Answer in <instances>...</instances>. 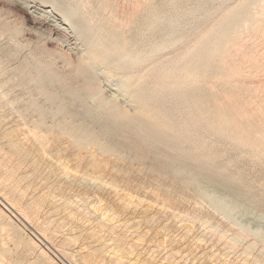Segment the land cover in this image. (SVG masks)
I'll return each instance as SVG.
<instances>
[{"label": "rangeland", "instance_id": "1", "mask_svg": "<svg viewBox=\"0 0 264 264\" xmlns=\"http://www.w3.org/2000/svg\"><path fill=\"white\" fill-rule=\"evenodd\" d=\"M78 1L80 2L78 3ZM82 2L83 0H0V97L2 95L0 98V159L2 158L0 160V201H3V205L0 202V257L2 263L84 264L85 262V264H90L92 262V264H116L113 258L106 255L105 250L107 251V249L103 251L104 247L81 236L82 228H79L76 223L67 220L62 222L64 219L62 220V214L58 210L64 208L68 210L71 205L68 204L69 206L66 208L60 199L67 198L69 200L77 197L76 199L80 201V196H84L90 201H99L101 205L109 204L110 209L123 214L124 218L128 213L126 223L128 226L133 224L134 227L131 226L127 229L132 230L127 232L128 237H123V234L121 236L124 238L123 240L130 241V244L126 241V247L121 248L120 245L119 248L121 251H127L128 247L131 253L128 257L130 259L134 257L132 259L134 262L137 257L139 264H198V262L200 264H217V260H219L218 264H224L225 257H227L225 260L228 264H243L244 260V264H263L264 221H262V227L260 226L261 229L259 227L260 231L257 230L253 234L244 231L233 220L227 219L221 211L215 207L214 209L209 200L203 197L195 183L201 181L203 189H216L217 186L218 191L224 189L222 188L224 184V187L227 186L226 190L230 189L228 193L238 196L242 205L248 206L247 202H251L249 206L252 205L255 209L254 213L260 211L264 214V137L262 139L264 136L262 133L264 132L262 130L264 129V23L256 22L258 20L264 22V0H144V4H140V0L138 3L136 0H87L88 3L85 5L84 2L83 4L88 6L89 10L82 6ZM124 2L125 4H123ZM137 4L140 5L137 6ZM136 6L138 9L135 8ZM49 8L54 9L53 15L62 19L63 23H56L55 18L48 13ZM85 9L86 11H84ZM90 9L93 12L92 17H90ZM67 10L71 15L69 19L64 15ZM132 12L133 14H130ZM114 13L120 14L121 18L127 20L128 23L122 25L124 28L120 26V29L118 27L112 30L108 17ZM257 13L258 17L255 18ZM88 16L91 20L88 19ZM123 35L129 38L126 39ZM233 35H240L241 38L237 36V40V38H232ZM122 38L124 43H121L123 42ZM230 38L233 39V42ZM238 48L240 50L236 55L235 49L238 51ZM244 61L247 63L245 64ZM244 66L246 69L243 68ZM234 73H236L235 77ZM7 90L9 91L7 92ZM236 98L238 99L236 100ZM244 98L245 101H242ZM218 101L225 102V108L220 107ZM230 105L234 106V110L229 107ZM246 106L247 108H245ZM258 108L260 109L258 110ZM239 110L241 113L238 114ZM226 112L230 113L226 114ZM22 117L24 118L22 119ZM223 118L227 121L223 122ZM17 119L20 121L18 122ZM23 125L25 126L23 127ZM105 128L107 130L111 128L109 133L106 131V135L103 130ZM24 129L41 135L45 133L44 136L56 135L55 133L59 132L63 139L66 138L68 141L70 139V141L68 143L66 140L64 143L68 144L63 143L64 146L61 144L62 148L57 147V150L55 147L51 148L50 155L51 153L56 155L54 156L56 159H60L70 168L73 167L72 169L76 170L79 175L83 172V175L89 174L90 177L94 175L96 163L102 160L108 162L107 166L104 162L100 163L102 165H97L99 169L96 167L98 175H96V170L95 177L97 176L105 182L108 181L109 184L117 183L120 185V187L117 186V189L123 188V191L129 193L133 191L134 194L140 196L142 193L144 194L143 199L145 198L147 201L161 204L166 202L164 205L168 209L175 211L176 208L178 222L181 221V223L176 221V216L173 217L155 209V213L153 209L152 212L151 209H145L144 211L147 210L148 213L145 215L143 211L142 215L145 216L143 215L142 219L140 217L142 201L131 203L132 206L130 205V208L123 212L118 201L116 202L119 193L107 192L100 186V188L96 187V184L93 185L88 176L81 175V179L77 177L67 179L69 177H65L60 169L51 167V165L49 167V164L45 162V164L43 162L40 164L42 168L39 170L41 166L38 163L37 165L31 164L33 161L31 163L30 161L35 159L37 149L40 152L43 147L35 144V141L34 147L31 145L33 141L26 143L19 141ZM100 129L104 132L102 135ZM8 133L10 134L8 135ZM13 133L17 135L16 137L13 135L15 138L12 137ZM239 134L244 136L242 140H238ZM109 136H115L116 143L121 145L116 144L117 147L115 143L113 145L115 139L112 141L108 138ZM108 141L111 143L109 144ZM29 145L32 147L28 148ZM36 145L37 149L34 155ZM25 147L30 150V153H28L29 150L23 151L26 150ZM115 147L116 149H113ZM32 149L33 154H31ZM76 150L77 153H74ZM89 150L97 155V162H94V160L96 161L93 158L95 155L90 153L91 158L88 157ZM114 150L116 154L113 153ZM78 152L81 157L86 155L84 160L82 157L84 165H82L83 161H78L81 160ZM30 154L34 155V159ZM5 157L6 160L9 159V161L7 160L9 167L17 169V179L13 175L11 176V171H6L4 168V166L8 168L7 164L3 163ZM34 161L36 163V160ZM88 164L90 166L94 164V166L90 169ZM110 164L112 166L114 164L115 167ZM104 165L106 166L105 176ZM108 165L111 166L113 172L108 170L110 167ZM6 172L11 176L9 179H7L9 176L6 177ZM201 174L204 175V179L207 178V181H203ZM205 182L206 187H203ZM14 183L15 186H13ZM19 184H21L20 187ZM79 184L80 188H78ZM146 186L147 188H145ZM14 187H18L17 191L14 190ZM152 189V193H149ZM122 190L119 189V191ZM146 192L147 194H145ZM42 193L44 195L54 193L55 199L58 198L55 207H59L57 203H61L62 206L60 204V208L51 209L47 205V207L40 205L38 199L43 195ZM22 195L27 197L23 198ZM148 195H152L150 196L152 198L150 199ZM160 200H165V202L162 203ZM8 201L13 205L18 203L14 206H19V209L17 207L14 209L4 208ZM138 204L139 206L141 204L140 208H135L139 207ZM84 205L74 208H79V217L83 219L85 217L90 223L89 225L97 227L96 216L91 213L90 209L88 212V205L81 207ZM22 206L25 207L24 211H21ZM132 208L139 213L137 214ZM192 208L194 211L191 215ZM133 210L134 213H132ZM195 210H197V214ZM15 211L21 212L24 217L27 215V222ZM179 211L181 215L184 214L183 219L180 218L182 216ZM162 213L166 214V219ZM133 214L137 216L134 217ZM193 214L196 215L195 219ZM203 214L204 219L202 220L201 215ZM88 216H91V219H88ZM154 216L156 217L154 218ZM93 217L96 220H92ZM133 217L134 219L140 218L138 219L140 223L138 224L136 219L133 220ZM170 217L173 218V221ZM187 217L193 219L189 220ZM197 217L201 222L196 220ZM146 218L147 220L150 218L151 222H145ZM246 218L250 219L248 216L244 219ZM155 219L158 220L155 221ZM203 222H206V225L202 224ZM192 224L194 228L193 226L189 228ZM250 225L251 228L254 227V225ZM157 228L158 230H156ZM153 232L157 233L153 235ZM166 233L167 236H165ZM189 233H194L193 238H191L192 235L189 236ZM217 233L220 235L218 236ZM168 234L170 235L168 236ZM173 234L175 235L173 236ZM182 234L185 235L184 238L181 236ZM198 234L199 237L196 236ZM256 234L261 236L256 238ZM163 236L166 239H161L164 238ZM171 236L173 239L170 238ZM111 237L106 236V238H110L108 243L111 246L118 243L119 235L117 237L113 235L114 241L111 240ZM195 238L196 241H194ZM190 239L191 241H189ZM110 240L114 243L112 244ZM171 240L177 241L176 244ZM65 242L67 244H64ZM166 243L168 246L170 244V248L167 246L169 249H166ZM185 243L188 247L184 245ZM248 244L250 245L248 246ZM136 245L137 248H135ZM162 245H164L163 248ZM173 245H176L175 249H173ZM151 247L152 249H150ZM252 247L254 249H251ZM183 248H185L184 251ZM170 250L179 251L173 256V252ZM201 250L207 251V254L204 255L203 251L201 254ZM211 250L216 254V257ZM140 251L144 253H138ZM229 254L231 255L229 256ZM176 256L178 260L175 258ZM258 257L262 260H259L261 262L258 261ZM124 258V262L121 264H128L125 262L127 257ZM197 259H199L198 262Z\"/></svg>", "mask_w": 264, "mask_h": 264}, {"label": "bare ground", "instance_id": "2", "mask_svg": "<svg viewBox=\"0 0 264 264\" xmlns=\"http://www.w3.org/2000/svg\"><path fill=\"white\" fill-rule=\"evenodd\" d=\"M82 1V0H81ZM87 1V0H86ZM85 0H83V2H82V4L85 2V5H86V3H88V2H86ZM97 1H101V0H97ZM105 1V0H104ZM127 1V0H126ZM134 1V0H133ZM143 1L144 0H140V4L141 3H143ZM150 1V0H149ZM80 1H78V3H79ZM111 2V1H110ZM136 2L138 3L139 2V0H136ZM145 2H147V1H145ZM53 3H56V2H54L53 1ZM103 3V2H102ZM128 3H133V2H128ZM135 3V2H134ZM81 4V3H80ZM113 4V3H112ZM123 4H125V2L123 3ZM140 4H137V6L138 5H140ZM144 4V3H143ZM146 4V3H145ZM58 5V4H57ZM56 5V6H57ZM84 4L82 5L83 7L85 6ZM88 5V4H87ZM122 5V4H121ZM131 5V4H130ZM136 5V4H135ZM134 5V6H135ZM39 6V5H38ZM111 6V5H110ZM110 6H109V8H110ZM113 6V5H112ZM137 6L135 7V8H137ZM36 7V6H35ZM140 7V6H139ZM85 8L87 9V10H89V7L87 6H85ZM132 8V7H131ZM59 9V8H58ZM86 9L84 10V11H86ZM118 9V8H117ZM124 9V8H123ZM138 9V8H137ZM259 9V8H258ZM261 9V8H260ZM135 10V9H134ZM46 11V10H45ZM90 11H91V9H90ZM90 11L88 12L89 14H90ZM259 11H261V10H259ZM53 12H54V9L53 8H49L48 9V13L51 15V16H53L54 18H55V20H56V23H58V24H61V23H63L62 22V19H59V17H56L55 15H53ZM136 12H137V10H136ZM135 11H134V13H136ZM121 13V12H120ZM86 14V13H85ZM92 14H93V12L91 11V16L90 17H92ZM122 14V13H121ZM130 14H133V12L132 13H130ZM64 15H65V17H67L68 19L70 18V13L68 12V10L67 11H65L64 12ZM106 15H109V14H106ZM135 16H136V14H134ZM87 16V15H86ZM103 16H104V14H103ZM130 16H132V15H130ZM106 17V16H105ZM127 17H128V15H127ZM134 17V16H133ZM258 17V13H257V16L255 17V18H257ZM53 18V19H54ZM135 18V17H134ZM133 18V19H134ZM88 19H90L91 20V18H89V16H88ZM133 19H132V22H133ZM105 20V19H104ZM129 20V19H128ZM71 22V21H70ZM108 22L110 23V25L112 26V30H114V29H116V28H118L119 27V29H120V26L121 27H123L122 25H125V24H127L128 22H127V20H125V19H123V18H121V16H120V14H112V15H110L109 17H108ZM256 22H258V23H264V22H259V20L258 21H256ZM106 23V22H105ZM73 25H74V22L72 23ZM130 24V23H129ZM109 25V24H108ZM109 25V26H110ZM258 25V24H257ZM62 26V25H61ZM109 26H107V27H109ZM255 26V25H254ZM126 27H128V26H126ZM259 27V26H258ZM63 28V27H62ZM124 28V27H123ZM150 28H151V26H150ZM108 31V30H107ZM256 31H258V30H256ZM254 34H255V32H254ZM254 34H253V36H254ZM125 35V34H124ZM123 35V36H124ZM251 35H252V33H251ZM122 36V37H123ZM127 36H128V34H127ZM129 36H131L132 37V35H129ZM235 35H233V37L232 38H237V40H238V37H240V35L237 37V36H235ZM124 38H126L125 36H124ZM129 38V37H128ZM128 38H126V39H128ZM241 38V37H240ZM245 38V37H244ZM230 40H231V38H230ZM233 40V39H232ZM231 40V41H232ZM247 40V39H246ZM251 40V39H250ZM121 41H123V42H121V43H124V40H123V38H122V40ZM248 41H249V39H248ZM233 42V41H232ZM235 43H236V41H235ZM234 43V44H235ZM126 44V43H125ZM124 45V44H123ZM230 45V44H229ZM235 46H236V44H235ZM235 46H233L234 48H235ZM252 47H253V45H252ZM231 48V47H230ZM230 48H229V52H230ZM251 48V47H250ZM256 48V47H255ZM233 50V49H232ZM239 48H238V51H237V49H235V51H236V55H237V52L239 53ZM242 50V49H241ZM244 50V49H243ZM232 52H234V50L232 51ZM250 52H251V50H250ZM228 53V52H227ZM255 53V52H254ZM229 54V53H228ZM241 54V53H240ZM245 54V53H244ZM248 54H250V53H248ZM252 54V53H251ZM233 55V54H232ZM232 55H231V57H232ZM256 55H257V53H256ZM226 56V58H227V55H225ZM241 56H243V55H241ZM241 56H240V58H241ZM252 56V55H251ZM259 56V55H258ZM229 57V56H228ZM230 57V58H231ZM236 57V56H235ZM247 57V56H246ZM253 57V56H252ZM257 57V56H256ZM234 58V57H233ZM232 58V59H233ZM239 58V59H240ZM243 58V57H242ZM250 58V57H249ZM236 59V58H235ZM245 59V58H244ZM247 60H248V58H246ZM243 60V59H242ZM234 61V59L232 60V62ZM228 62H229V60H228ZM227 62V63H228ZM240 62V61H239ZM244 63H245V61H244ZM247 63V62H246ZM245 63V64H246ZM238 64V63H237ZM258 64V63H257ZM224 65V64H223ZM229 65H230V62H229ZM254 65V64H253ZM243 66V65H242ZM257 66H259V65H257ZM261 66V65H260ZM225 67V66H224ZM238 67H239V65H238ZM255 67V66H254ZM230 68V67H229ZM243 68H245L246 69V67L244 66ZM225 69V68H224ZM227 70H228V68H226ZM232 70H233V68H231ZM235 69H237L236 67H235ZM238 70H240L239 68H238ZM242 70H244V69H242ZM229 71V70H228ZM231 71V70H230ZM241 71V70H240ZM239 72V71H238ZM19 73V72H18ZM22 73V72H21ZM232 73V72H231ZM247 73V72H246ZM236 73H234L233 75H234V77L236 76L235 75ZM238 75V74H237ZM247 75V74H246ZM240 78H242V77H240ZM3 81V80H2ZM19 82V81H18ZM23 82H25V81H23ZM2 83H4V82H2ZM30 84H32V83H30ZM264 84V83H263ZM20 85V84H19ZM11 86V85H10ZM255 86H257L256 84H255ZM8 87V86H7ZM2 88H3V86H2ZM262 88V87H261ZM261 88H260V90H261ZM264 88V87H263ZM12 89V88H11ZM31 89H32V87H31ZM36 90V89H35ZM9 90H7V92H8ZM11 91V90H10ZM28 94V93H27ZM3 96H4V94H3ZM11 96V95H10ZM23 96V95H22ZM234 97H235V94L233 95ZM236 96L238 97V95L236 94ZM1 97H2V95H1ZM0 97V98H1ZM120 98V97H119ZM223 98H225V97H223ZM241 98V97H240ZM262 98V97H261ZM222 99V98H221ZM220 99V100H221ZM238 98H236V100H237ZM8 100H9V98H8ZM216 100H219V99H216ZM107 101H109V100H107ZM106 101V102H107ZM242 101H245V98H244V100L242 99ZM219 102V101H218ZM221 102V101H220ZM219 102V103H220ZM108 103V102H107ZM106 103V104H107ZM238 103L239 104H241L240 103V101H238ZM247 103V102H246ZM249 103V102H248ZM247 103V104H248ZM217 104V103H216ZM226 103L225 102H222V103H220L219 104V106L220 107H224V105H225ZM228 104V103H227ZM231 105H233V103H230ZM229 106V107H232V106ZM242 105V104H241ZM31 106V105H30ZM234 107V106H233ZM232 107V108H233ZM236 107V106H235ZM258 107V106H257ZM225 108V107H224ZM224 108H222V109H224ZM231 108V109H232ZM241 108V107H240ZM245 108H247V106L245 107ZM264 108V107H263ZM20 109H21V107H20ZM228 109V108H227ZM260 108H258V110H259ZM232 110H234V108L232 109ZM237 110V109H236ZM257 110V111H258ZM238 111V110H237ZM250 111V110H249ZM253 111V110H252ZM251 111V112H252ZM4 112V111H3ZM223 112H225V110H223ZM227 113H230V112H226V114ZM233 113V112H232ZM239 113H241L240 112V110H239V112H238V114ZM249 113V112H248ZM225 114V115H226ZM235 114V113H234ZM260 114V113H259ZM247 115V114H246ZM261 115V114H260ZM1 116V115H0ZM22 116H24V115H22ZM221 116V115H220ZM236 116V115H235ZM263 116H264V114H263ZM237 117V116H236ZM244 117H246L245 115H244ZM18 118V117H17ZM19 118H20V116H19ZM24 117H22V119H23ZM26 118V117H25ZM31 118H32V116H31ZM259 119H260V117H258ZM264 118V117H263ZM1 119V118H0ZM241 119V118H240ZM258 119V120H259ZM264 120V119H263ZM17 121H18V119H17ZM20 121V120H19ZM18 121V122H19ZM23 121V120H22ZM26 121V120H25ZM222 121L223 122H226L227 121V119H225V118H223L222 119ZM260 121V120H259ZM16 122V121H15ZM261 122V121H260ZM260 122H257L258 124L260 123ZM29 123H31V122H29ZM36 123V122H35ZM261 124V123H260ZM263 124V123H262ZM27 125V124H26ZM31 125H32V123H31ZM36 125V124H35ZM34 125V126H35ZM8 126V125H7ZM25 125H23V127H24ZM37 127H38V125H36ZM21 127V126H20ZM17 128V127H16ZM19 128V127H18ZM34 128V127H33ZM107 128H108V126H107ZM107 128H105V129H103L104 130V132H105V135H106V131H107V133H109L108 131H111L110 129L111 128H109V130H107ZM263 128V127H262ZM23 129V128H22ZM45 129V128H44ZM54 129V128H53ZM15 130V129H14ZM27 130V129H26ZM34 130V129H33ZM42 130V129H41ZM59 130V129H58ZM95 130V129H94ZM103 130H101L100 129V131H101V135H102V132H103ZM263 131H264V129H262ZM5 131V130H4ZM6 131H8V130H6ZM35 131V130H34ZM52 131V130H51ZM12 132H14L13 130H12ZM45 132H47V131H45ZM55 132V131H54ZM103 132V133H104ZM112 132H114V130H112ZM261 132V131H260ZM16 133V132H15ZM39 133V132H38ZM262 133H264V132H262ZM261 133V134H262ZM10 133H8V135H9ZM56 135H49V133H48V135L49 136H44L45 135V133H44V135H41V134H37V133H31V132H29V131H25V129H24V132L23 133H21V136H23L22 138H21V136H20V138L18 139L19 141L21 140V141H25V143L26 142H29V141H33V143H31V145H33V147H34V141L36 142L35 144H39L40 146L42 145V149H41V151L42 150H44L43 152H38L39 151V149H37V145L35 146L36 148H35V152H34V155H35V153H36V149L38 150L37 151V154H36V156L33 158V156L34 155H31V154H33V149H32V153L30 154V156L32 157V159H34V160H36V163H35V161L34 160H31L30 161V163L33 161V163H31V164H35V165H37V163H38V165H40L42 162L44 163H47V164H49V167H50V165H51V167H56L57 169H60V172H62V174L65 176V177H69V178H67V179H70V177L73 179V177L75 178V177H77L78 179H81L80 177H81V175L84 177L85 175H83L82 173L79 175V173L76 171V170H74V169H72V168H70L69 166H67L65 163H63L60 159H56V157H54V156H56V155H52V153H51V155H50V149L52 148H54L55 147V149L57 148V147H61V144L64 146V144H68L69 143V141H70V139H69V141H68V139H66V138H64L63 139V136L61 137L60 135H59V132L58 133H55ZM58 134V135H57ZM99 135H100V133H98ZM111 134V133H110ZM259 134V133H258ZM260 134V135H261ZM16 137L17 135H15L14 133L12 134V137H14V136ZM117 135V134H116ZM112 136V135H111ZM111 136H109L108 138L109 139H112V141H113V139H115L114 137H111ZM258 136V135H257ZM14 137V138H15ZM243 135L242 134H239L238 136H237V138H238V140H242L243 139ZM263 137L264 136H262V139H263ZM106 138V137H105ZM66 140L68 141V143H64V142H66ZM107 140V139H106ZM116 140L117 139H115L114 141H113V145H114V143H115V145L117 144L116 143ZM264 140V139H263ZM119 141V140H118ZM125 141V140H124ZM109 142V141H108ZM120 142V141H119ZM19 144L21 143V142H18ZM64 143V144H63ZM84 143V142H83ZM111 142H109V144H110ZM21 144H24V143H21ZM119 144V143H118ZM117 144V145H118ZM26 145V144H25ZM24 145V146H25ZM31 145H29L30 147H28V148H31L32 146ZM38 145V146H39ZM72 145V144H71ZM117 145H116V147H117ZM121 144H119L118 146H120ZM127 145H129V144H127ZM16 146V145H15ZM24 146H22V148L24 147ZM70 146V145H69ZM126 146V145H125ZM18 147V146H17ZM67 147V146H66ZM116 147L115 148H113V149H116ZM127 147V146H126ZM62 148V147H61ZM60 148V149H61ZM69 148V147H68ZM75 148V147H74ZM24 149V148H23ZM23 149H21L20 148V150H23ZM25 149L26 150H23V151H28L29 149H27L26 147H25ZM64 149V148H63ZM86 149H88L87 147H86ZM133 149V148H132ZM57 150V149H56ZM66 150V149H65ZM141 150V149H140ZM18 151V150H17ZM22 151V152H23ZM90 151V150H89ZM62 152H64L63 150H62ZM70 152V151H69ZM73 152V151H72ZM87 152V151H86ZM92 151H90L88 154H89V158H91L90 157V153H91ZM121 152V151H120ZM123 152V151H122ZM5 153V152H4ZM27 153V152H26ZM28 153H30V150L28 151ZM74 153H77V150H76V152H74ZM79 153V152H78ZM113 153H115V150H114V152ZM141 153V152H140ZM139 153V154H140ZM61 154V153H60ZM86 154V153H85ZM99 154H100V152H99ZM98 154V155H99ZM116 154V153H115ZM130 154V153H129ZM128 154V155H129ZM135 154V153H134ZM144 154V153H143ZM6 155V154H5ZM79 157H81V154L79 153ZM91 155H95V154H93V153H91ZM108 155V154H107ZM61 156V155H60ZM86 156V155H85ZM85 156H83L82 155V157H83V160H84V157ZM92 156V157H93ZM97 155H95L93 158H95L96 159V161L94 160V162H97V157H96ZM109 156H111L110 154H109ZM124 156H125V154H124ZM1 157V156H0ZM8 157V156H7ZM54 157V158H53ZM75 157V156H74ZM77 157V156H76ZM75 157V158H76ZM82 157L80 158L81 160H78V159H76V160H78V161H83L82 160ZM101 157V156H100ZM130 157V156H129ZM13 158V157H12ZM65 158V157H64ZM40 159H41V162H40ZM148 159V158H147ZM0 160H2V158L0 159ZM4 160V162L3 163H5V164H7L8 162H7V160L9 161V159H7L6 160V157H5V159H3ZM10 160H11V158H10ZM39 160V161H38ZM74 160V159H73ZM92 160V159H91ZM98 160H100L99 158H98ZM85 161L87 162V160L85 159ZM89 161V160H88ZM40 162V163H39ZM85 162V166L87 165V163ZM93 162V161H92ZM102 162H104L103 160L102 161H100L99 163H94L95 164V168L94 169H96L97 170V168L99 169V166H97L98 164L99 165H102V164H100V163H102ZM127 162V161H126ZM11 163V162H10ZM44 163V164H45ZM106 163H108V162H104V164H106ZM144 163V162H143ZM44 164H43V166H44ZM89 164H91L90 162H89ZM88 164V165H89ZM94 164L92 165V166H90L89 165V168L91 169V167H93L94 166ZM125 164V163H124ZM129 164V163H128ZM127 164V165H128ZM2 165H4V164H2ZM1 165V166H2ZM82 165H84V161H83V164ZM111 165V164H110ZM110 165H108V166H110ZM147 165V164H146ZM24 166V165H23ZM41 166V165H40ZM84 166V167H85ZM106 166H107V164H106ZM105 165H104V168H103V172L105 171L106 172V167ZM112 166V165H111ZM111 166L108 168V170L110 169V170H112V172H113V169L111 168ZM113 166L115 167V165L113 164ZM112 166V167H113ZM120 166H122V165H120ZM125 166V165H124ZM7 167L8 168H6L5 166H4V168L6 169V171L7 170H9V171H11V176L13 175V177H16V176H18V172H17V169H15V168H10L9 167V164H7ZM17 167H19V166H17ZM46 167H47V165H46ZM45 167V168H46ZM87 167V166H86ZM97 167V168H96ZM126 167V166H125ZM3 168V167H2ZM36 168V167H35ZM38 168V167H37ZM41 168H42V166L39 168V170H41ZM145 169H146V167H144ZM150 168V167H149ZM153 168V167H152ZM176 168V167H175ZM27 169V168H26ZM78 169V168H77ZM93 169V168H92ZM115 169V168H114ZM117 169H119V168H117ZM29 170V169H28ZM47 170V169H46ZM55 170V169H54ZM96 170H94L93 171V176H88L89 174H87V176H88V179H90V181L91 182H93V185H94V183L96 184L95 186L97 187H101V188H103V189H106L107 190V192H109V191H115V192H118L119 193V196L118 197H116L117 199H116V202L119 204V206H120V208L123 210V212H125V211H127L129 208H130V205H131V203H134L135 204V202H137L138 203V201H142L141 202V204L143 205V207L141 206V204H140V206H141V208H140V206H139V204H138V206L139 207H135V208H140L141 209V215H142V212L145 210V209H151L150 211L152 212V209H153V212L155 213L156 211H159V212H165V213H167V215H171V216H176V218H177V211H176V208H175V211L174 210H170V209H168L164 204L166 203L165 202V200L164 201H161L162 203L163 202H165L164 204H161V203H156V202H151V201H147V200H145V198L143 199V197L142 196H144V194H142L141 193V196L139 195V194H134V192L133 191H130V193L129 192H127V191H123L122 189L123 188H118L117 189V186H119L120 187V185H117V183L114 185V184H109V183H107L108 181H102L100 178H98L97 176L95 177V171ZM131 170V169H130ZM101 171V170H100ZM115 171V170H114ZM20 172H21V170H20ZM105 172H104V176L106 175L105 174ZM107 172H109V171H107ZM37 173V172H36ZM52 173V172H51ZM55 173V172H54ZM98 173V170H97V172H96V175H98L97 174ZM128 173V172H127ZM203 173V172H202ZM9 174V175H10ZM85 174V173H84ZM100 174H101V172H100ZM132 174V173H131ZM8 174H7V172H6V177H8L9 176ZM29 175V174H28ZM102 175H103V173H102ZM123 175V174H122ZM202 175V174H201ZM11 176H9L7 179H9ZM36 176V175H35ZM60 176V175H59ZM79 176V177H78ZM87 176H85V177H87ZM101 176V175H100ZM156 176V175H155ZM192 176V175H191ZM203 176V181H207V178H205L204 179V175H202ZM167 177V176H166ZM165 177V178H166ZM200 177V176H199ZM205 177H207L206 175H205ZM76 178V179H77ZM16 179H17V177H16ZM64 179V178H63ZM66 179V180H67ZM84 179V178H83ZM125 179V178H124ZM127 179V178H126ZM192 179V178H191ZM2 180V179H1ZM5 180H6V178H5ZM11 180V179H10ZM15 180V179H14ZM85 180H87V178H85ZM85 180H83V181H85ZM123 180V179H122ZM159 180V179H158ZM171 180V179H170ZM169 180V181H170ZM194 180V179H193ZM74 181V180H73ZM78 181V180H77ZM81 181V180H80ZM89 181V180H88ZM89 181V182H90ZM172 181V180H171ZM195 181V180H194ZM36 182V181H35ZM46 182V181H45ZM49 182V181H48ZM87 182V181H86ZM91 182H90V184H91ZM122 182V181H121ZM125 182V181H124ZM131 182V181H130ZM155 182H157V181H155ZM154 182V183H155ZM162 182V181H161ZM191 182V181H190ZM201 182V181H200ZM200 182L198 183H195V184H197V187L200 189V191H201V193H202V195H203V197H205L207 200H209V202H210V205L211 206H213V208L215 207L216 209H218L219 211H221L222 212V214H224V216H226V218L228 219H231V220H233V222H235L237 225H239L241 228H243L244 229V231L246 230V232L248 231V233H255L257 230H259L260 231V229H261V225H262V221H264V214H263V212H260V211H258L257 212V210H256V212L257 213H254L253 211L255 210V209H253V207H252V205L251 206H249L250 205V203L249 202H247L246 200H245V202H247V204H248V206H246V204L245 203H243V204H245V205H242L241 203H240V200H239V198H238V196H233V195H230V194H232V193H228L229 191L228 190H230V189H228V190H226L225 188L227 187L226 185V187H224V184L222 185V188H224V189H222V191L220 190V191H218V189H217V186H216V189L215 188H202V184L203 183H201L200 184ZM6 183L8 184V182H7V180H6ZM6 183H5V185H6ZM18 183V182H17ZM20 183V182H19ZM43 183H44V181H43ZM69 183V182H68ZM77 183V182H76ZM112 183H114L113 181H112ZM133 183V182H132ZM218 183V182H217ZM1 184H3V183H1ZM24 184V183H23ZM71 184V183H70ZM89 184V183H88ZM121 184V183H120ZM128 185H129V183H127ZM144 184V183H143ZM158 184V183H157ZM172 184H174V183H172ZM219 184V183H218ZM20 185L21 184H19V187H20ZM39 185V184H38ZM43 185V184H42ZM64 185V184H63ZM78 185V184H77ZM133 185V184H132ZM155 185V184H154ZM160 185H161V183H160ZM169 185H170V182H169ZM215 185V184H214ZM213 185V186H214ZM13 186H15V183H14V185ZM13 186H12V188H13ZM70 186V185H69ZM73 186V185H72ZM75 186V185H74ZM73 186V187H74ZM94 186V187H95ZM126 186V185H125ZM209 186V185H208ZM212 186V185H211ZM211 186H209V187H211ZM26 187V186H25ZM31 187V186H30ZM47 187H48V185H47ZM61 188H62V185L60 186ZM64 187V186H63ZM72 187V188H73ZM99 187V188H100ZM130 187H131V183H130ZM135 187V186H134ZM203 187H206V182H205V184H204V186ZM8 188H10V186H8ZM28 188V187H27ZM45 188V187H44ZM78 188H80V184H79V187ZM125 188V187H124ZM142 188V187H141ZM141 188H139L140 190H141ZM145 188H147V186L145 187ZM150 188V187H149ZM172 188V187H171ZM17 189H18V187H14V190L15 191H17ZM29 189V188H28ZM88 189V188H87ZM119 189L120 190H122V191H119ZM137 189V188H136ZM164 189H165V187H164ZM164 189H163V191H164ZM209 189H211V190H209ZM237 189V188H236ZM235 189V190H236ZM13 190V189H12ZM52 190V189H51ZM77 190V189H76ZM96 190V189H95ZM125 190V189H124ZM128 190V189H127ZM138 190V189H137ZM243 190V189H242ZM4 191V190H3ZM19 191H20V189H19ZM22 191H24V190H22ZM27 191V190H26ZM99 191V190H98ZM103 191V190H102ZM136 191V190H135ZM152 191H153V189L151 190V191H149V193H152ZM168 191V190H167ZM80 192V191H79ZM110 192V193H111ZM138 192V191H137ZM143 193H144V189H143V191H142ZM18 193V192H17ZM49 193V192H48ZM70 193V192H69ZM81 193V192H80ZM95 193V192H94ZM131 193H133V194H131ZM140 193V192H139ZM176 193V192H175ZM20 194V193H19ZM22 194V193H21ZM25 194V193H24ZM40 194V193H39ZM43 194V193H42ZM66 194V193H65ZM65 194H64V196H65ZM86 194V193H85ZM97 194V193H96ZM145 194H147V192L145 193ZM155 194V193H154ZM158 194V193H157ZM41 195V194H40ZM60 195V194H59ZM67 195V194H66ZM94 195V194H93ZM176 195V194H175ZM179 195V194H178ZM236 195V194H235ZM16 196V195H15ZM24 196H26V195H22V197L24 198ZM58 196V195H57ZM69 196H70V194H69ZM146 196V195H145ZM150 196H152V195H150ZM150 196L148 195V197L150 198ZM155 196H157V195H155ZM173 196V195H172ZM240 196V195H239ZM27 197V196H26ZM40 197V199H38L39 200V203H40V205H43L44 207L47 205L48 207H50L51 209L52 208H54L55 206H56V202H57V200H58V198H57V200L55 199V195H54V193L52 194H43L42 196H39ZM59 197V196H58ZM72 197V196H71ZM81 198H80V201L79 200H77L76 198H70L69 200L67 199V198H64V199H67V201H64V199L63 200H61L60 198V201H61V203L63 204V206H69L68 204H70L71 206H70V208L68 207V210L67 209H59L58 211H59V213H61L62 214V222H64V221H68V222H71V223H76L77 225H78V227L79 228H82L81 230H82V232L80 233V234H82L81 236H84V237H86V238H88V239H90V240H92V242H95L96 244H99V245H101L100 247H104L103 248V251L105 250V249H107V251L105 250V252H106V255L107 256H109V258H113V261L116 263V264H121V263H123L124 262V257H127V259H126V263H128V264H134L135 262H137V264H139L138 263V261H137V257H136V261L134 262L132 259L134 258H132V259H130L129 257H128V255L129 254H131L130 252H129V250H128V247L126 248V250L128 251H121L120 249L123 247V246H125L126 247V241L125 240H123L124 238H122V234H123V237L125 236H127L128 237V233L130 232V230H127L129 227L131 228V226L132 227H134L133 226V224L130 226H128V223H126L127 221H126V218L129 216L128 215V213L125 215L126 216V218H124L123 217V214H121V213H118L117 211H115L114 209H110L109 207V204H105V205H101V204H99V201H90V199L88 198H86V197H84V196H80ZM147 197V196H146ZM19 198V197H18ZM31 198H32V196H31ZM112 198V197H111ZM152 198V197H151ZM150 198V199H151ZM166 198V197H165ZM175 198V197H174ZM187 198V197H186ZM78 199H79V197H78ZM114 199H115V197H114ZM147 199V198H146ZM156 199V198H155ZM154 199V200H155ZM29 200H30V197H29ZM32 200V199H31ZM37 200V199H36ZM35 200V201H36ZM38 200H37V202H38ZM97 200V199H96ZM99 200H100V197H99ZM105 200V199H104ZM111 200H113V198L111 199ZM153 200V201H154ZM157 200V199H156ZM182 200V199H181ZM184 200V199H183ZM25 201V200H24ZM101 201H102V199H101ZM101 201H100V203H101ZM169 201V200H168ZM171 201V200H170ZM194 201V200H193ZM1 202V201H0ZM13 202H15V201H13ZM18 202H20V201H18ZM59 202V201H58ZM104 202V201H103ZM113 202V201H112ZM159 202V201H158ZM176 202V201H175ZM254 202V201H253ZM2 203V205H3V201L1 202ZM7 203V202H6ZM5 203V204H6ZM33 203H35V202H33ZM60 203V204H61ZM188 203V202H187ZM194 203V202H193ZM18 203H16V204H14V205H17ZM20 204V203H19ZM58 205H59V207H57V208H60V204L59 203H57ZM62 204H61V206H62ZM84 204H87L89 207L87 208L88 209V212L91 210V213L93 214L94 213V215L96 216V219H97V221L96 222H98V224H97V227H94V226H91V225H89L90 223L88 222V220H86V218L84 217V219L82 218V217H79V214H78V209L79 208H74V207H76V206H80V205H84ZM195 204V203H194ZM13 204H11V203H9V201H8V203H7V205H4V208H7V209H9V208H12V209H14V207H17L18 209H19V206H14ZM87 205H84V206H81V207H87ZM137 205V204H136ZM169 204H167V206H168ZM182 205V204H181ZM193 205V204H192ZM199 205H200V201H199ZM203 205V204H202ZM201 205V206H202ZM34 206H36V205H34ZM38 206H39V204H38ZM46 206V207H47ZM132 206V205H131ZM173 206V205H172ZM193 206H195V205H193ZM197 206V205H196ZM80 207V208H81ZM169 207H171V205H169ZM175 207V206H174ZM198 207V206H197ZM252 207V208H251ZM32 208H33V206H32ZM35 208V207H34ZM41 208V207H40ZM56 208V207H55ZM56 208V209H57ZM67 208V207H66ZM114 208H116V207H114ZM181 208V207H180ZM196 208V207H195ZM214 208V209H215ZM25 210V207L23 208V206H22V209H21V211L22 210ZM36 209V208H35ZM83 209V208H82ZM86 209V208H85ZM86 209V210H87ZM90 209V210H89ZM132 209H134V208H132ZM131 209V210H132ZM154 209L156 210V211H154ZM172 209V208H171ZM200 210H201V208H199ZM23 210V211H24ZM54 210V209H53ZM66 210V211H65ZM135 211H136V209H134ZM133 210V212L132 213H134L135 211ZM146 210V212H145V215H146V213H148V211ZM180 210V209H179ZM189 210H190V207H189ZM198 210V209H197ZM197 210H195V212H196V214H197ZM20 211V210H19ZM58 211H57V213H58ZM80 211H82V210H80ZM138 211H140V210H138ZM188 211V210H187ZM192 211H194V208H192V210H191V215H192ZM204 211V210H203ZM14 212V211H13ZM22 219H24V220H26V222H27V219H26V217H28L26 214V217H24V215L21 213V212H17V211H15ZM120 212V211H119ZM143 212V213H144ZM189 212V211H188ZM199 212H201V211H199ZM56 213V214H57ZM130 213H131V211H130ZM129 213V214H130ZM131 213V214H132ZM136 213H137V211H136ZM135 213V214H136ZM139 213V212H138ZM137 213V214H138ZM179 213H180V211H179ZM42 214V213H41ZM49 214V213H48ZM60 214V215H61ZM157 214V213H156ZM163 214V213H162ZM211 214H213V213H211ZM215 214V213H214ZM59 215V214H58ZM89 215V214H88ZM93 215V216H94ZM134 215V214H133ZM140 215V217L142 218L143 217V215L141 216ZM144 215V216H145ZM152 215H154L153 213H152ZM151 215V216H152ZM160 215V214H159ZM194 215V214H193ZM199 216H200V214H198ZM250 217V219H244L245 217ZM9 216V215H8ZM57 216V215H56ZM135 216H137V215H134V217ZM139 216V215H138ZM163 216L165 217V219H166V214L164 215L163 214ZM180 216H182V217H180ZM180 216L178 215V217H180L181 219H183V216H184V214L182 213V215H181V213H180ZM187 216V215H186ZM195 216L196 215H194V219H195ZM202 216V220L204 219V214L203 215H201ZM208 216V215H207ZM40 217V216H39ZM91 217V216H90ZM89 216H88V219H91ZM134 217H133V220H135L136 219V222H138V224L140 223V220L138 221V219H140V218H135L134 219ZM156 216H154V218H155ZM161 217V216H160ZM164 217H163V219H164ZM168 217V219H169V216H167ZM185 217V216H184ZM59 217L57 216V219H58ZM94 218V217H93ZM130 218H131V215H130ZM171 219H172V221H173V218L172 217H170ZM179 218V219H180ZM189 218V220H192V219H190V217H187V219ZM200 218V217H199ZM225 218V217H224ZM21 219V220H22ZM61 219V218H60ZM95 218L94 219H92V220H96ZM143 219V218H142ZM168 219H167V221H168ZM170 219V220H171ZM186 219V218H185ZM28 220H29V218H28ZM36 220V219H35ZM59 220V219H58ZM145 220V222L146 221H150L151 219L150 218H148V220H147V218L146 219H144ZM158 220V219H157ZM156 219H155V221H157ZM160 220V219H159ZM196 220H198V221H200L201 222V220L200 219H198V217L196 218ZM206 220V219H205ZM207 220H208V218H207ZM210 220V219H209ZM252 220V221H251ZM91 221V220H90ZM166 221V220H165ZM171 221V222H172ZM177 222H178V218H177V220H176ZM52 222H53V220H52ZM96 222H95V224H96ZM134 222V221H133ZM136 222L134 223L135 225H136ZM141 222H144V221H142L141 220ZM151 222V221H150ZM152 222H153V220H152ZM170 222V221H169ZM175 222V221H174ZM173 222V223H174ZM177 222H176V224H177ZM184 222V221H183ZM190 222V221H189ZM199 222V223H200ZM209 222V221H208ZM219 222V221H218ZM224 222V221H223ZM41 223V222H40ZM59 223H60V221H59ZM155 223V222H154ZM178 223H181V221H179ZM185 223H186V221H185ZM187 223H188V221H187ZM193 223V222H192ZM206 222H203L202 224H205ZM231 223V222H230ZM37 224V223H36ZM142 224V223H141ZM148 224H149V222H148ZM160 224V223H159ZM165 224V223H164ZM175 224V223H174ZM184 224V223H183ZM190 224V223H189ZM198 224V223H197ZM201 224V223H200ZM212 224H213V222H212ZM211 224V225H212ZM216 224V223H215ZM227 224H228V222H227ZM232 224V223H231ZM250 224H252V225H254V227H252V228H254V230H252V228H251V225ZM143 225V224H142ZM141 225V226H142ZM156 225V224H155ZM167 225V224H166ZM178 225V224H177ZM176 225V226H177ZM188 225V224H187ZM206 225V224H205ZM219 225V224H218ZM233 225H234V223H233ZM49 226V225H48ZM144 226V225H143ZM173 226V225H172ZM175 226V227H176ZM193 226V224L189 227V228H191ZM227 226V225H226ZM231 226V225H230ZM236 226V225H235ZM261 226V227H260ZM264 226V225H263ZM77 227V228H78ZM121 228L120 230L118 229V228ZM146 227H148V226H146ZM166 227V226H165ZM181 229H182V224H181ZM201 227V226H200ZM208 227V226H207ZM212 227V226H211ZM210 227V228H211ZM259 227H260V229H259ZM69 228H71V227H69ZM72 228H73V226H72ZM140 228H142V227H140ZM172 228V227H171ZM178 228V227H177ZM193 228H194V226H193ZM209 228V229H210ZM213 228V227H212ZM234 228V227H233ZM134 229V228H133ZM162 229H163V227H162ZM180 229V228H179ZM186 229V228H185ZM201 229V228H200ZM202 229H203V227H202ZM218 229V228H217ZM242 229V230H243ZM65 230V229H64ZM71 230H73V229H71ZM76 230V229H75ZM119 230V231H118ZM136 230H138L137 229V227H136ZM136 230L134 231V233L136 232ZM145 230V229H144ZM148 230V229H147ZM156 230H158V228L156 229ZM160 230V229H159ZM223 230V229H222ZM225 230H226V228H225ZM229 230H230V228H229ZM237 230V229H236ZM240 230V229H239ZM36 231V230H35ZM49 231V230H48ZM70 231V230H69ZM77 231V230H76ZM132 231V230H131ZM143 230L141 229V232H142ZM164 231V230H163ZM179 231V230H178ZM209 231V230H208ZM220 231V230H219ZM241 231V230H240ZM250 231H252V232H250ZM254 231V232H253ZM262 231V230H261ZM128 232V233H127ZM147 232V231H146ZM152 232V231H151ZM169 232V231H168ZM173 232V231H172ZM212 232V231H211ZM234 232V231H233ZM68 233V232H67ZM125 233H126V235H125ZM137 233H139V232H137ZM148 233V232H147ZM154 234L153 235H155V233H157V232H153ZM226 233V232H225ZM241 233V232H240ZM239 233V234H240ZM40 234V233H39ZM130 234H132V233H130ZM129 234V235H130ZM144 234V233H143ZM142 234V235H143ZM149 234V233H148ZM151 234V233H150ZM162 234H163V232H162ZM171 234V233H170ZM170 234H168V236L170 235ZM183 234H187V233H183ZM181 235L183 238H184V236L185 235ZM194 234V233H193ZM193 234H190L189 233V236L190 235H192V237L191 238H193ZM211 234V233H210ZM261 234V233H260ZM53 235V234H52ZM54 235H57V234H54ZM113 235L114 236H118L119 235V237H117V242L118 243H116V244H114V245H110L109 243H108V241H109V239L110 238H106V236L108 237H111V240L113 239V241L115 240V237H113ZM134 235V234H133ZM132 235V236H133ZM152 235V234H151ZM157 235V234H156ZM172 235V234H171ZM175 234H173V236H174ZM217 235L219 236L220 234H218L217 233ZM226 235H227V233H226ZM249 235V234H248ZM261 235H263V233L261 234ZM261 235H258V234H256L255 236H256V238L258 237V236H261ZM69 236V235H68ZM120 236H121V238H120ZM135 236V235H134ZM134 236H133V239H134ZM136 236H140V235H136ZM145 236V235H144ZM165 236H167V233H166V235ZM180 236V235H179ZM189 236H186L187 238L189 237ZM196 236H198L199 237V234L198 235H196ZM224 236V235H223ZM228 236H229V234H228ZM227 236V237H228ZM241 236V235H240ZM46 237V236H45ZM63 237V236H62ZM153 237V236H152ZM155 237V236H154ZM158 237H159V235H158ZM157 237V238H158ZM164 237V236H163ZM182 237H181V239H182ZM189 237V238H190ZM230 237V236H229ZM234 237H235V235L233 236V239H234ZM263 237V236H262ZM261 237V238H262ZM67 238V237H66ZM138 238V237H137ZM156 238V239H157ZM170 238H172V236L170 237ZM187 238H185V239H187ZM214 238V237H213ZM217 238V237H216ZM240 238V237H239ZM49 239V238H48ZM74 239V238H73ZM122 239V240H121ZM129 239H130V237H129ZM135 239H136V237H135ZM141 239V238H140ZM161 239H166L165 237L164 238H161ZM168 239V238H167ZM173 239V238H172ZM175 239V238H174ZM199 239V238H198ZM198 239H197V241H198ZM207 239V238H206ZM228 239V238H227ZM68 240V239H67ZM89 240V241H90ZM110 240V241H111ZM132 240V239H131ZM137 240V239H136ZM144 240V239H143ZM178 240H180L179 238H178ZM220 240V239H219ZM218 240V241H219ZM255 240V239H254ZM253 240V241H254ZM260 240V239H259ZM125 241V242H124ZM172 241V240H171ZM185 241V240H184ZM189 241H191V239L189 240ZM194 241H196V238H195V240ZM264 241V240H263ZM112 242V241H111ZM110 242V243H111ZM133 242V241H132ZM131 242V243H132ZM138 242H139V240H138ZM170 242V241H169ZM168 242V243H169ZM174 244H176V242L177 241H172ZM186 242H188V241H186ZM50 243V242H49ZM56 243V242H55ZM73 243H74V240H73ZM114 242H112V244H113ZM127 243H129L130 244V241L128 242L127 241ZM135 243V242H134ZM141 243V242H140ZM154 243V242H153ZM165 243V242H164ZM168 243H166L167 245L165 246V247H167L168 246ZM172 243V244H173ZM188 243H190V242H188ZM187 243V244H188ZM213 243V242H212ZM216 243V242H215ZM234 243V242H233ZM248 243V242H247ZM250 243V242H249ZM64 244H67L66 242L64 243ZM125 244V245H124ZM136 244V243H135ZM150 244V243H149ZM148 244V245H149ZM170 244H171V242H170ZM170 244H169V248H170ZM178 244V243H177ZM183 243L181 242V245H182ZM194 244V243H193ZM196 244V243H195ZM198 244V243H197ZM196 244V245H197ZM201 244V243H200ZM93 245V244H92ZM98 245V246H99ZM121 245V248H119V246ZM131 245H133V244H131ZM130 245V246H131ZM165 245V244H164ZM164 245H162V248H163V246ZM180 245V244H179ZM184 245H186V243L184 244ZM191 245H192V243H191ZM217 245H218V243H217ZM232 245V244H231ZM250 244H248V246H249ZM256 246H257V244H255ZM262 245V244H261ZM129 246V248H131ZM139 246V248H140V245H138ZM158 246V245H157ZM160 246V245H159ZM176 246V245H175ZM174 245L172 246V247H174L173 249H175L176 247H175ZM187 247H188V245H186ZM204 246H206V245H204ZM224 246H226V245H224ZM229 246V245H228ZM234 246V245H233ZM232 246V247H233ZM245 246H246V244H245ZM244 246V247H245ZM125 247H123V248H125ZM147 247V246H146ZM149 247V246H148ZM166 248V249H169V248ZM182 247V246H181ZM191 247V246H190ZM222 247V246H221ZM230 247V246H229ZM42 248V247H41ZM132 248H134V246H132ZM135 248H137V245H136V247ZM154 249H155V247H153ZM159 248V247H158ZM195 248V247H194ZM205 248V247H204ZM220 248V247H219ZM231 248V247H230ZM67 249V248H66ZM146 250H147V248H145ZM150 249H152V247L150 248ZM165 249V248H164ZM172 249V248H171ZM184 249L185 248H183V251H184ZM188 249V248H187ZM199 249H200V247H199ZM198 249V251H200ZM201 249H202V247H201ZM208 249V248H207ZM229 249V248H228ZM243 249V248H242ZM251 249H254V247H252ZM80 250V249H79ZM82 250V249H81ZM143 250V249H142ZM161 250V249H160ZM190 250H192L191 248H190ZM209 250V249H208ZM217 250V249H216ZM250 249L248 248V251H249ZM261 250V249H260ZM68 251H69V249H68ZM67 251V252H68ZM144 251V250H143ZM148 251V250H147ZM153 251V250H152ZM152 251H151V253H152ZM159 251V250H158ZM163 251V250H162ZM167 251V250H166ZM171 252H173L172 253V255L173 254H177L178 253V251L177 252H175L176 250H174V251H172V250H170ZM182 251V250H181ZM189 251V250H188ZM202 251L203 250H201V254H203L204 253V255H206L207 254V251L206 252H204L203 251V253H202ZM254 251V250H253ZM256 251V250H255ZM57 252V251H56ZM86 252V251H85ZM84 252V253H85ZM104 252V253H105ZM168 252V251H167ZM196 252H197V249H196ZM195 252V253H196ZM211 252H212V250H211ZM215 252V251H214ZM218 252V251H217ZM216 252V253H217ZM227 252V251H226ZM237 252V251H236ZM239 252V251H238ZM125 253L127 254L126 256H125ZM138 253H140V254H143L141 251L140 252H138ZM158 253V252H157ZM169 253V252H168ZM180 253V252H179ZM206 253V254H205ZM213 253V252H212ZM243 253H245V252H243ZM242 253V254H243ZM260 253V252H259ZM261 253H262V251H261ZM261 253H260V255H261ZM83 254V253H82ZM97 254V253H96ZM150 254V253H149ZM166 254V253H165ZM187 254V253H186ZM186 254H185V256H186ZM189 254H190V251H189ZM193 254V253H192ZM198 254H200V253H198ZM211 254V253H210ZM214 255H215V257H216V254L215 253H213ZM219 254V253H218ZM249 254H250V252H249ZM255 254V253H254ZM98 255V254H97ZM147 255V254H146ZM152 255H154L153 253H152ZM163 255V254H162ZM167 255V254H166ZM168 255H170V254H168ZM209 255V254H208ZM231 254H229V256H230ZM247 255V254H246ZM159 256V255H158ZM174 256V255H173ZM195 256V255H194ZM197 256V255H196ZM200 256V255H199ZM239 256H240V254H239ZM245 256V255H244ZM250 256H251V254H250ZM255 256V255H254ZM256 256H258V254H256ZM262 256V255H261ZM99 257V256H98ZM104 257H105V255H104ZM154 257V256H153ZM166 257V256H165ZM169 257V256H168ZM182 257V256H181ZM180 257V258H181ZM188 257H190V256H188ZM209 257V256H208ZM224 257V256H223ZM237 257V256H236ZM94 258V257H93ZM108 258V259H109ZM129 258V259H128ZM147 258V257H146ZM175 258H177V256L175 257ZM179 258V259H180ZM201 258V257H200ZM203 258H204V256H203ZM202 258V259H203ZM217 258H218V256H217ZM216 258V259H217ZM225 258H227V257H225ZM225 258H224V261H225V263L226 264H228L226 261L227 260H225ZM248 258V257H247ZM259 258V259H258ZM257 259H258V261L259 260H261L260 259V257H258ZM95 259V258H94ZM103 259V258H102ZM106 259V258H105ZM148 259V258H147ZM151 259V258H150ZM166 259V258H165ZM207 259V258H206ZM215 259V258H214ZM219 259H220V257H219ZM237 259V258H236ZM235 259V260H236ZM264 259V258H263ZM127 260H128V262H127ZM152 260H153V258H152ZM175 260V259H174ZM177 260H178V258H177ZM240 260V259H239ZM242 260V259H241ZM256 260V259H255ZM100 261H101V259H100ZM140 261V260H139ZM146 261V260H145ZM149 261V260H148ZM176 261V260H175ZM174 261V262H175ZM185 261V260H184ZM199 261V259H197V262ZM205 261V260H204ZM207 261V260H206ZM222 261V260H221ZM223 261V262H224ZM249 261V260H248ZM251 261V260H250ZM257 261V262H258ZM262 261V260H261ZM261 261H259V262H261ZM3 261H2V259H1V257H0V264H3L2 263ZM141 262H142V258H141ZM156 262V261H155ZM163 262V261H162ZM173 262V263H174ZM177 262H179V261H177ZM176 262V263H177ZM189 262V261H188ZM208 262H209V260H208ZM215 262H216V260H215ZM214 262V263H215ZM218 262H219V260H217V264H218ZM244 262H245V260L242 262L243 264H244ZM252 262H253V259H252ZM100 263V262H99ZM104 263V262H103ZM146 263V262H145ZM190 263V262H189ZM194 263V262H193ZM212 263V262H211ZM224 263V264H225ZM231 263V262H230ZM235 263H236V261H235ZM255 263V262H254ZM84 264H85V262H84ZM90 264H92V262L90 263ZM94 264V263H93ZM144 264V263H143ZM152 264V263H151ZM158 264V263H157ZM171 264V263H170ZM191 264V263H190ZM198 264H200L199 262H198ZM255 264H258V263H255ZM264 264V263H263Z\"/></svg>", "mask_w": 264, "mask_h": 264}]
</instances>
